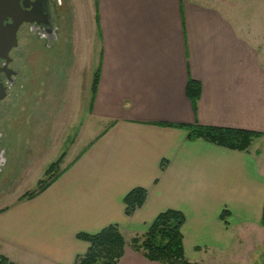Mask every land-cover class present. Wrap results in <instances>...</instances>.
Instances as JSON below:
<instances>
[{
  "label": "crops",
  "instance_id": "obj_1",
  "mask_svg": "<svg viewBox=\"0 0 264 264\" xmlns=\"http://www.w3.org/2000/svg\"><path fill=\"white\" fill-rule=\"evenodd\" d=\"M94 2L99 78L81 133L95 132L79 153L76 138L57 155L59 170L46 188L0 209V254L18 264H73L88 246L77 233L116 224L130 238L174 209L184 216L186 259L216 263L244 230L264 231L256 146L232 150L164 124L264 135L258 44L227 13L194 0ZM189 80L200 86L194 107ZM66 82L74 87L73 78ZM136 187L146 189L145 200L126 216L123 197ZM118 264L158 263L126 247Z\"/></svg>",
  "mask_w": 264,
  "mask_h": 264
},
{
  "label": "rangeland",
  "instance_id": "obj_2",
  "mask_svg": "<svg viewBox=\"0 0 264 264\" xmlns=\"http://www.w3.org/2000/svg\"><path fill=\"white\" fill-rule=\"evenodd\" d=\"M59 1L63 10L62 55L54 56L56 60L50 59L47 52L39 49L37 45L31 46L33 43L31 35L22 30L18 34L17 47L11 53L15 58L12 66L18 71L21 69L25 71L24 65L21 66V61H25L32 69L33 80L28 85L30 90L25 93L19 91L18 87L12 88L0 106V129L2 120L12 121L7 139H4L10 162L5 167V176L0 180V209L12 205L25 193L37 191L40 185L50 181L56 175L59 166L55 167L53 172L46 171L50 164L59 158L56 159L57 155L66 151L76 138L78 141L73 152L79 153L84 143L86 144L95 132L93 129L90 131L86 129L83 135L81 133L83 120H86L85 116L89 110L90 85L92 86L99 55L94 0ZM194 1L211 5L227 13L238 33L258 44L260 62L264 65V0ZM46 70L50 72L48 73L50 76H46ZM62 71L65 73V81L68 77L75 80L74 87L71 88L68 82L63 81L62 86L63 89L66 86V92L61 95L63 106L59 109L62 111L61 118L64 123L58 124V128H53V122L49 123L48 135L44 136L37 132L45 130L41 128L43 124L41 119L45 114L49 116L48 119H54L51 113L57 108L55 107L57 95L60 91L63 92L60 79ZM21 79L20 82L26 79L23 73ZM15 91L20 92L16 97ZM73 94H76V103ZM10 99L13 101L11 102ZM32 99L36 102L31 101ZM62 101L59 100V103ZM35 109L39 117L36 125L32 123ZM252 141L264 172V135ZM70 156L67 157V162L73 155ZM263 226L260 228L263 229ZM18 261L13 262L18 264ZM207 264H264V231L260 230L258 233L247 228L240 235L236 247L225 258Z\"/></svg>",
  "mask_w": 264,
  "mask_h": 264
},
{
  "label": "trees",
  "instance_id": "obj_3",
  "mask_svg": "<svg viewBox=\"0 0 264 264\" xmlns=\"http://www.w3.org/2000/svg\"><path fill=\"white\" fill-rule=\"evenodd\" d=\"M95 6V2H94ZM95 23L97 27V12L95 8ZM99 78V69L97 68L93 75L92 93H94ZM200 93L199 83L189 80L186 87V95L194 107ZM167 126H177L188 130L189 139L201 138L219 146L245 151L253 139L262 134L257 131L221 128L215 126L196 125L187 128L175 124H164ZM63 154L50 164L46 172H53L58 167ZM163 169V165L161 166ZM55 176L43 185H40L37 191L46 188ZM37 191L25 193L19 200L33 196ZM146 197V189L136 187L131 189L124 197V213L130 216L139 208ZM226 210L221 213L222 219L225 217ZM184 223L183 214L174 209H167L160 212L148 227L141 233L130 238H126L116 224H109L95 233H77L78 239L85 241L88 246L84 254L77 255L73 264H118L126 247L139 253L146 260L158 264H196L190 262L184 256L182 245L181 228ZM262 225H264V212L262 215ZM0 264H16L6 256L0 254Z\"/></svg>",
  "mask_w": 264,
  "mask_h": 264
},
{
  "label": "flooded vegetation",
  "instance_id": "obj_4",
  "mask_svg": "<svg viewBox=\"0 0 264 264\" xmlns=\"http://www.w3.org/2000/svg\"><path fill=\"white\" fill-rule=\"evenodd\" d=\"M20 5L24 10H29L31 14H30V20L22 21L17 29L16 32L17 43H18V34L20 30L25 31L31 35V38L33 40L31 46L33 44L34 46L37 45L39 49H42L43 51L47 52V55L50 57V59L53 58L56 60L54 56L55 57L58 55L61 56L63 53L62 46L64 40L61 36V16H62L61 14L63 13L62 3L59 0H20ZM16 47L17 45L9 51L8 61L4 59H0V67L4 69L0 71V82L2 83L5 90L4 97L0 100V106L3 103V101L7 98V96L9 95V91H11L12 88L18 87L19 91H23L25 93L29 89L28 85L33 80L32 71H31L32 69L29 65H27V63H25V61H21V66L24 65L25 71H22V69L18 71V69L12 66L15 58L11 55V53L14 49H16ZM22 73L23 75H25L26 79L25 81L20 82V80H22L21 79ZM48 73L50 72H47L46 70L45 73L46 76H50V74ZM61 74H60L61 87L63 89L62 83L63 81H65L64 71H62ZM39 84H41V82ZM19 91L14 92L15 97L18 96V94L20 93ZM65 92H66V86H64L63 92L60 91V93L57 95L58 98L56 100L55 107H57L58 109L56 108V110L51 113V117L54 116V119L52 120L48 119L49 116L45 114V116L41 119V122L43 123L41 128L43 127L45 128V130H40L41 129L40 128L39 129L40 131H38L37 133L39 134L41 133L42 135L47 136L49 130V123L52 122H53L52 124L53 128H58V124L63 125L64 121H62L63 120V118H61L62 111H60V109L63 106L61 95L63 93L65 94ZM59 100H61L62 102L59 103ZM10 101L12 102L13 99H10ZM31 101L36 102L34 99H32ZM34 112L35 113L34 116L32 117L33 118L32 123L36 125L38 124L39 117L37 116L36 109ZM63 114L65 115L64 110H63ZM11 124L12 121L8 119L2 120L1 123L0 180L3 178V176H5L6 174L5 167L8 164V162H10L9 161L10 156L8 155L9 153L7 147L5 146L4 139L5 138L7 139V132L8 129L11 128Z\"/></svg>",
  "mask_w": 264,
  "mask_h": 264
},
{
  "label": "water",
  "instance_id": "obj_5",
  "mask_svg": "<svg viewBox=\"0 0 264 264\" xmlns=\"http://www.w3.org/2000/svg\"><path fill=\"white\" fill-rule=\"evenodd\" d=\"M30 14L29 10L21 7L20 0H0V59L8 61L9 51L17 45V29L22 21L30 20ZM1 70L4 69L0 67ZM4 94L0 82V100Z\"/></svg>",
  "mask_w": 264,
  "mask_h": 264
}]
</instances>
